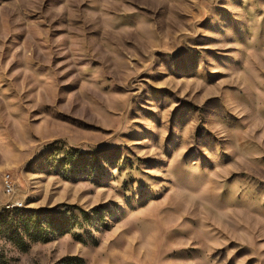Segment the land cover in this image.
<instances>
[{
  "label": "rangeland",
  "instance_id": "rangeland-1",
  "mask_svg": "<svg viewBox=\"0 0 264 264\" xmlns=\"http://www.w3.org/2000/svg\"><path fill=\"white\" fill-rule=\"evenodd\" d=\"M0 264H264V0H0Z\"/></svg>",
  "mask_w": 264,
  "mask_h": 264
},
{
  "label": "built area",
  "instance_id": "built-area-1",
  "mask_svg": "<svg viewBox=\"0 0 264 264\" xmlns=\"http://www.w3.org/2000/svg\"><path fill=\"white\" fill-rule=\"evenodd\" d=\"M5 190H6L7 193L12 191V186H11L10 182L7 179L5 180ZM17 206H20V204L19 203L18 204L17 203L11 204V207H17Z\"/></svg>",
  "mask_w": 264,
  "mask_h": 264
}]
</instances>
